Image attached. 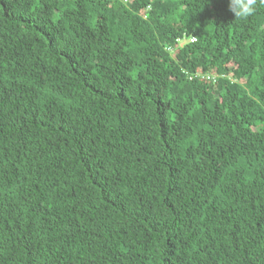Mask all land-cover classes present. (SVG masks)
<instances>
[{"label": "trees", "instance_id": "16d2710c", "mask_svg": "<svg viewBox=\"0 0 264 264\" xmlns=\"http://www.w3.org/2000/svg\"><path fill=\"white\" fill-rule=\"evenodd\" d=\"M0 264H264V4L0 0Z\"/></svg>", "mask_w": 264, "mask_h": 264}, {"label": "clouds", "instance_id": "9594fccd", "mask_svg": "<svg viewBox=\"0 0 264 264\" xmlns=\"http://www.w3.org/2000/svg\"><path fill=\"white\" fill-rule=\"evenodd\" d=\"M258 0H229V10L234 14L235 20H246L253 16L257 9ZM264 4V0H259Z\"/></svg>", "mask_w": 264, "mask_h": 264}, {"label": "built area", "instance_id": "2783aa9c", "mask_svg": "<svg viewBox=\"0 0 264 264\" xmlns=\"http://www.w3.org/2000/svg\"><path fill=\"white\" fill-rule=\"evenodd\" d=\"M124 1H126L127 2V0H124ZM144 17H146V15L144 16ZM195 40V38L194 37H192V38H180V39H177V42H178V44L180 45V46H182V45H184L186 42H188V41H194ZM168 50L169 51H173L174 50V48L172 47V46H169L168 47ZM194 76H196V77H201V78H208V79H212V81L213 82H215V80L217 79V76H215V75H212V74H210V73H204V72H200V71H197V72H195L193 75H191L190 76V78H193Z\"/></svg>", "mask_w": 264, "mask_h": 264}]
</instances>
